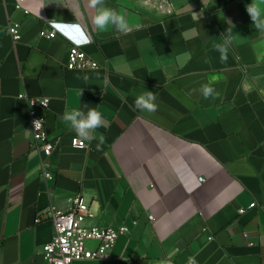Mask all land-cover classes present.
<instances>
[{
	"label": "crops",
	"instance_id": "1",
	"mask_svg": "<svg viewBox=\"0 0 264 264\" xmlns=\"http://www.w3.org/2000/svg\"><path fill=\"white\" fill-rule=\"evenodd\" d=\"M251 3L105 0L129 23L121 34L96 30L88 0H0V264H44L54 225L38 211L65 208L78 192L93 224L129 231L110 258L73 264H264V36ZM49 20L78 22L100 67L68 68L70 41L41 34ZM228 29L222 63L212 44ZM210 81L218 98L201 95ZM146 91L153 113L132 107ZM29 96L50 98L46 157L32 146ZM72 108L102 113L101 150L98 139L72 145L77 134L61 119Z\"/></svg>",
	"mask_w": 264,
	"mask_h": 264
},
{
	"label": "built area",
	"instance_id": "2",
	"mask_svg": "<svg viewBox=\"0 0 264 264\" xmlns=\"http://www.w3.org/2000/svg\"><path fill=\"white\" fill-rule=\"evenodd\" d=\"M17 6L20 4L17 3ZM47 25V28L42 30V35L52 38L60 34L70 41L66 62L68 68L100 67L99 62L85 49V46L93 41V37L78 22L49 20ZM76 25H79V31ZM6 30L16 41L22 36L18 22L9 21ZM21 96L23 97L24 94ZM28 99L32 146L40 152L41 156L46 157L55 147L54 140L46 127V112L50 105V98L29 96ZM71 143L78 148L87 146L86 140L77 136L71 139ZM42 176L51 178L54 172L50 169H43ZM199 179L203 181L204 177L199 176ZM255 206L256 202H252L249 208ZM246 210L247 208H241L240 211L243 213ZM94 217L95 212L81 192L70 198L69 205L65 208L52 203L47 208L40 209L37 220L49 218L54 225L53 237L42 247L44 264H73L76 260L110 258L118 237L120 234L127 233L129 229L125 224L119 229L95 225L92 223ZM149 217L152 220L155 219L152 215Z\"/></svg>",
	"mask_w": 264,
	"mask_h": 264
},
{
	"label": "clouds",
	"instance_id": "3",
	"mask_svg": "<svg viewBox=\"0 0 264 264\" xmlns=\"http://www.w3.org/2000/svg\"><path fill=\"white\" fill-rule=\"evenodd\" d=\"M88 6L95 10L92 16V23L97 31L103 32L109 27L114 28L121 34H127L130 31V26L126 18L117 10L107 7L105 5V0H88ZM246 11L253 22L254 28L264 36V0H252V3L247 5ZM75 27L77 31H79V25ZM232 43V30L228 29L225 31V35L220 42H214L212 44V50L219 53L222 63L227 61L228 51ZM83 78L85 80L88 79L87 76ZM103 83L105 87H107L109 84L107 77L104 78ZM200 92L205 99H215L220 95L212 86L211 81L201 85ZM155 101L156 96L154 92L146 91L136 96L132 107L134 110L153 113L157 110ZM61 119L69 129L74 131L82 140H87L90 143L98 139L99 142L96 145V149L98 151L101 150V146L105 143V137L103 134L99 135V137L95 135L96 130L103 125V116L100 111L95 108H90L85 112L80 108H72L71 110H66ZM161 264H167V262L163 261ZM187 264H197L196 258L194 256H189Z\"/></svg>",
	"mask_w": 264,
	"mask_h": 264
}]
</instances>
